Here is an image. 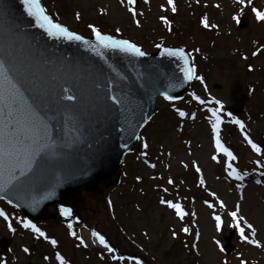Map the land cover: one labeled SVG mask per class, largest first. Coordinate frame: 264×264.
Listing matches in <instances>:
<instances>
[{
	"label": "rangeland",
	"instance_id": "rangeland-1",
	"mask_svg": "<svg viewBox=\"0 0 264 264\" xmlns=\"http://www.w3.org/2000/svg\"><path fill=\"white\" fill-rule=\"evenodd\" d=\"M60 1H66L70 13L66 14L60 9L63 8V4L58 1H55L50 12L59 23L71 30L81 29L83 24L78 23L81 17L83 23H94L98 14H101L113 32L119 35L125 34L127 39L146 52H154L158 44L162 46L167 45L168 42L171 44L179 42L175 36H168L164 32L162 28L164 25L160 22L161 17L170 18L172 15L167 0H150L148 4H145L144 0H138L136 11L143 15L135 18L127 11V4L122 5L120 0ZM175 2L178 13L173 19L175 25L179 27V38L187 37L186 44L193 52L204 50L209 58L204 64L200 62V70L206 87L210 89L202 87L201 90L207 91L213 99L224 101L228 107L245 109L242 119L250 129L253 139L257 143L262 141L264 146V24L256 22L251 9L246 8L241 18L246 21V27L237 28V24L231 18L239 14L241 6L235 4L234 0H199V3L197 0H175ZM58 3L60 8L57 7ZM216 4H220L221 7L217 9ZM252 6L264 11V0H253ZM163 8L169 10L164 12L161 10ZM190 12L194 14L196 23L190 17ZM77 14L80 15L79 20L76 19ZM200 15L203 16L199 17ZM204 16L209 18L210 25L217 27L211 29L214 34L206 31V35L199 36L196 32L199 29L197 19ZM136 19L142 22V27H136ZM194 30L195 32L192 33ZM160 37L166 38L160 42ZM254 51H259L260 55L253 56L252 59ZM244 56L248 57L247 61H244ZM247 65L252 66L254 70L248 73L245 70ZM238 75L242 76L237 77ZM200 84L199 81L197 84L194 83L193 90L203 94L199 89ZM162 103L159 104L158 109L163 114L154 117L156 119L149 123L139 137L142 146L145 142L149 145L148 157L144 156L146 159H142L145 151L141 147L142 152L127 156L125 160L127 166L135 167V172L125 181L129 185L124 184V178L121 176L119 183L123 181V184H107L95 193L82 191L78 202V219H83L89 225L106 233L122 252L139 256L144 262L153 255L160 259L161 254L173 243V233L175 236L183 233L187 248L194 253L198 264H224V261L228 264H241V260L246 261L247 264H264V248L257 249L241 244L236 229L230 255L219 251L214 241L220 240L224 246L232 228L226 226L222 233L215 231L214 221L211 219L213 214H220L226 220V225L230 222V218L224 210L219 209L218 202L213 201L212 196L209 195L214 193L219 200H223L229 212L235 210L236 205L239 204L241 215L256 227L257 239L264 244V176L260 175L262 169H254L256 164L254 166L252 164L255 159L253 155L256 156V163L257 161L264 163V156L253 153L244 139L240 140L237 132L232 131L230 136L224 133L226 143L240 158L237 164L241 167V171L247 174L242 182L244 191L241 193L236 184L227 178L224 165H218L211 160V156L215 153L210 143L209 125L205 122V119L211 116L208 109L201 122L186 123L179 130L175 123L171 122L173 120L171 115L174 113L178 115V112H175L173 106ZM178 105L183 106L182 110L186 113L192 110L198 114L204 112V107H199L196 103L182 101ZM184 105L190 109L188 110ZM179 108L177 107L176 110ZM220 158L226 162L225 157ZM145 161H150V164H156L157 167L152 169ZM184 164H188V168H184ZM194 164L202 169L206 182L204 187L198 185L200 174L196 173ZM136 175L140 176L143 182L135 184L132 176ZM153 177L158 180H153ZM169 179H175L179 188L177 198L171 196L170 187L164 182ZM256 180H260L261 184H256ZM157 188L161 190L158 195L155 192ZM165 188L168 189L167 192L163 191ZM123 191H127L128 194L124 199H122ZM241 194L244 199H240ZM107 198L116 207L113 219L107 213L105 205ZM161 198L182 204L189 215L184 221L174 218L173 211L159 203ZM205 202L216 203V212L213 213L208 209ZM7 208L0 202V209L7 211ZM193 212L196 213L195 216L191 215ZM8 216L14 221L18 220V214L10 209ZM117 220L123 223L129 235H137L141 248L121 235ZM70 222L69 220L68 224ZM42 223L59 234L60 248H64L67 254L71 255L63 232L75 231L74 227L69 230L68 224L63 226L59 220L55 222L45 220ZM185 227L190 229L191 235H186L182 231ZM197 231L200 233L198 241L195 239ZM0 238H9L3 227H0ZM29 243L27 236L12 238L11 249L0 255V264H4L9 252L14 257L15 264H49L38 255L34 257L24 255L23 248L20 247H29ZM98 256L100 255L79 251L75 253L73 261L75 264H106Z\"/></svg>",
	"mask_w": 264,
	"mask_h": 264
},
{
	"label": "snow or ice",
	"instance_id": "snow-or-ice-1",
	"mask_svg": "<svg viewBox=\"0 0 264 264\" xmlns=\"http://www.w3.org/2000/svg\"><path fill=\"white\" fill-rule=\"evenodd\" d=\"M137 2L138 0H120L122 5L127 4V11L134 18L143 15V13L136 11ZM149 2L150 0H144L145 4ZM234 2L241 6L239 14L231 18L237 25L241 23L246 8L251 9L256 22L264 24V11L252 6L253 0H234ZM197 3H199V0H197ZM21 4L27 15L35 20L36 26L47 33L49 37L88 43L82 36L75 34L59 23H55L41 5V0H21ZM167 4L171 13L173 15L177 14L178 8L175 0H167ZM9 7L7 0H0V21L3 20ZM215 7L219 9L221 6L216 4ZM161 10L167 12L169 9L163 8ZM76 19H80L79 14H77ZM160 19L169 32L173 31L172 22L168 17L164 16ZM135 24L138 28L143 26L139 19L135 20ZM201 24L206 30L217 27L216 25H210L207 16L203 17ZM89 27L95 35L99 47L129 53L138 57L145 55L135 43L126 39H115L112 36L104 35L92 25H89ZM157 47L159 48L161 45L158 44ZM163 52L168 57H176L184 61L183 76L185 81L198 80L201 84H204V77L197 74V69L191 66L190 59L183 49L164 47ZM252 55L258 56L260 52L254 51ZM243 59L247 60L248 57L244 56ZM248 71L251 72L253 69L249 67ZM77 79L67 74L57 75L44 72L37 61L22 53L12 31L0 23V194H7L10 198L30 199L33 208L40 203V201L31 197V192L38 185L45 182L49 169L60 162L62 149L71 147L81 137V105L84 103V95L77 84ZM25 89L31 92V101L25 96ZM192 98L200 105L206 103L204 99L194 93ZM164 99L171 101L172 97L164 94ZM111 101L123 110L122 97L112 96ZM212 103L218 107L208 109V112L211 113L209 123L211 124L212 140L216 153L211 156V160L218 165H224L227 177L240 182L237 183L236 187L243 193L242 182L247 174L238 171L237 167L234 166L233 162L237 161L238 157L222 142L221 125L225 123L222 116L227 117L230 123L238 126L243 134L244 141L250 146L253 153L264 156V148L253 141L242 121L232 117L231 113L224 112L225 105L219 99L213 100ZM178 115L185 118L188 113L178 111ZM191 119H196L195 114L191 116ZM148 147V143L145 142L143 144L145 155H147L146 150ZM221 154L226 158V162L220 158ZM194 166L196 173L200 174L199 186L204 187L206 182L202 169L198 165L194 164ZM148 167L155 169L157 165L148 164ZM183 167L188 168V164H184ZM257 167L262 169L260 175L264 176V163L257 161ZM153 179H156V177H153ZM167 183L171 185L174 181L169 179ZM255 183L261 184V181L256 180ZM163 191L167 192L168 189L165 188ZM209 195L212 196L213 201L218 202L219 209L224 210L227 217L230 218V222L226 225V220L220 214H213L211 219L214 221L216 232L222 233L224 228L228 226L237 230L241 244L257 249L264 248V244H261L257 239L256 227L241 215L239 204L236 205L235 210L229 212L223 200H219L214 193ZM0 198H3V195H0ZM240 199H244L243 194H241ZM159 203L172 210L180 221H184L189 215L180 203H174L164 198H161ZM205 203L208 209L212 210L213 213L216 212V203ZM60 214L70 217L71 210L63 208L60 210ZM191 215L195 216L196 213L193 212ZM0 217L7 221L8 229L14 232L13 222L2 210H0ZM22 226L25 230L34 233L37 240L43 239L53 248L58 246L56 239H49L48 235L31 221L23 222ZM67 227L72 230L73 225L69 223ZM182 231L186 235H191V231L187 227L183 228ZM70 235L78 241V246L89 247L88 242L83 237H78L75 231H70ZM91 236L94 242H98L116 261L125 259L116 255L115 248L99 232L93 231ZM173 238H176L175 233H173ZM195 239L197 241L200 239L199 231L195 233ZM214 243L219 251L223 253L222 242L216 240ZM23 251L28 253L29 249L25 248ZM55 260L59 261V264H67L64 256L59 252L55 254ZM135 264H139V261H136ZM224 264H228V262L224 261ZM241 264H247V262L241 260Z\"/></svg>",
	"mask_w": 264,
	"mask_h": 264
},
{
	"label": "water",
	"instance_id": "water-1",
	"mask_svg": "<svg viewBox=\"0 0 264 264\" xmlns=\"http://www.w3.org/2000/svg\"><path fill=\"white\" fill-rule=\"evenodd\" d=\"M7 3L10 7L0 23L12 31L22 53L37 61L46 73L78 78L77 84L84 95L81 137L71 147L62 149L60 162L49 169L45 182L31 192V197L40 203L33 208L30 199L0 194L27 215L40 218L50 204L63 202L81 186L114 176L123 157L132 149L140 128L152 115L155 99L169 95L166 92L169 74L178 83L176 96L185 89L184 61L168 57L163 51L138 57L99 47L97 40L85 44L53 39L36 26L21 0ZM99 68L133 75L100 80ZM25 96L31 101L32 94L27 89ZM112 96L123 98V110L112 103ZM81 172L87 173L73 182L74 173Z\"/></svg>",
	"mask_w": 264,
	"mask_h": 264
}]
</instances>
